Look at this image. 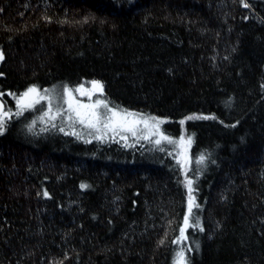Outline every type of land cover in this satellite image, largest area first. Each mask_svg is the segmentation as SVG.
<instances>
[{"label": "trees", "instance_id": "1", "mask_svg": "<svg viewBox=\"0 0 264 264\" xmlns=\"http://www.w3.org/2000/svg\"><path fill=\"white\" fill-rule=\"evenodd\" d=\"M0 51V264H264V0H0ZM89 80L172 139L192 116L186 166L65 134L47 99L16 115Z\"/></svg>", "mask_w": 264, "mask_h": 264}, {"label": "snow or ice", "instance_id": "2", "mask_svg": "<svg viewBox=\"0 0 264 264\" xmlns=\"http://www.w3.org/2000/svg\"><path fill=\"white\" fill-rule=\"evenodd\" d=\"M245 7H247V4H245ZM2 59H3V54L0 53V60ZM91 83L96 90L102 92L103 86L100 81H92ZM44 91H45V95H40L36 87L33 86L29 88L26 92L22 93L19 97H17L18 111L16 115H22L25 109H32L35 104L39 103L41 100L47 99L49 105L48 110L42 113L40 119L47 117L50 121H54L58 116L62 117L65 112L62 103L57 102L54 104V101H63L64 96H67L68 100L64 102L68 104L67 120L71 122L69 124V127H72L75 123L78 122L79 124L83 125L86 128L94 129L96 132L101 133L100 136L96 137L97 139H101L102 136L106 134V131H111L114 135L118 134L121 131L131 132L133 136H136L137 135L136 125L143 123L145 124L146 127H149L148 120L156 121L157 125L161 123V121H158L157 118L155 117H147V118L141 117V119L139 120L129 119L130 117L137 116L140 114L128 112L126 109L119 108V106H110L107 100L97 99L94 103L83 104L80 101H76L73 99L71 95L73 90L70 89L67 85L63 86L62 94L59 93H57L56 95L50 94L52 92H55L54 89L53 90L45 89ZM75 91L81 92L82 95L84 94L90 95V93H85L83 91V85L75 89ZM53 108H55V111H53ZM7 115L8 112L5 110L3 103H0V135H2L6 129L5 117ZM192 118L193 117H188L187 119H192ZM204 118L207 119L208 117H204ZM180 123L183 124L184 121H181ZM34 124L35 121H33L32 124L28 125L29 130L32 129ZM52 126L56 127L55 124H53ZM60 131L63 132L64 128L61 127ZM65 134H70V133H65ZM153 134H159L160 136V139L154 141L156 145H160L161 140L167 141L169 144L177 143V141H174L170 136L164 135L163 133H159L158 129H157V133H153ZM75 135L77 136V138H79L80 136L79 133H75ZM142 138L148 139L147 136H144ZM191 139H192L191 137H188L189 143L191 142ZM181 140H183V137H181ZM159 150L164 151L165 149L163 147H160ZM205 159L206 157L201 155L197 160V163H202ZM192 183L193 181L190 179L187 181V187L190 194L189 206H188V212L184 216L185 227H182L180 229L181 237L184 236L185 230L189 225L190 219L193 220L194 226L199 227V221L194 218V213L192 212V208L194 206L193 198L191 197V192L193 190L191 187ZM81 187L84 188L87 187V185H81ZM45 195H47V193H45ZM195 206L199 207V205H195ZM190 250L191 249H189V251ZM186 259L187 258L184 256L182 251L178 252L176 264H186Z\"/></svg>", "mask_w": 264, "mask_h": 264}, {"label": "rangeland", "instance_id": "3", "mask_svg": "<svg viewBox=\"0 0 264 264\" xmlns=\"http://www.w3.org/2000/svg\"><path fill=\"white\" fill-rule=\"evenodd\" d=\"M0 53H1V51H0ZM92 81H99V80H89V81H86V82H80V83L74 85L73 87H70V89L73 90L72 93H71L73 99L76 100V101H80L83 104L94 103L97 99L106 100L104 98L105 96H104L103 83L100 81L102 86H103V90L101 92V91L96 90L94 88V86L91 83ZM81 85H83V91L85 93H90V95H88V94L82 95L81 92L75 91V89L79 88ZM29 88H31V87H29ZM27 90H25L24 92H26ZM37 91H38V93L40 95H42L39 89H37ZM7 94L10 95L9 93H7ZM0 100L3 103V105H4V102H3L4 101V96H3L2 93H0ZM67 100H68V97L64 96V101H67ZM15 105H16L15 108L17 109V98H16V101H15ZM110 106H113V105L110 104ZM63 108L65 109V112H64L63 116L62 117L58 116L54 121H51V125L59 123L57 120L61 119V123H59V124L64 129L65 128L68 129L67 132H69L71 135H75V133H79L80 134L79 138L82 139L83 141H89L92 138H96L97 136L101 135V133L96 132L94 129L86 128L83 125L79 124L78 122L75 123L72 127H69V124L71 122L67 120L68 104L66 102H64ZM101 110H103V109H101ZM53 111H55V109H53ZM127 111L131 112V113L140 114V115H137V116L130 117L129 119L139 120V119H141V117H145V118H147V117H155V118H157L158 121H161V123H159L157 125L156 121L148 120L149 127H146L145 124H143V123H140V124L136 125V131H137V135L136 136H133L131 132L121 131L118 134L114 135L111 131H106V134L103 135L102 138H101L102 140H105V141L115 140L117 142H120L124 146H129V145H131L133 143H138V142H141V141H149V142H153L154 143L155 140L160 139L159 134H153V133H157V129H158L159 133H163L164 135H167L166 133L163 132V130H164L163 127H164V125L166 123L170 122L169 118L155 116V115H150V114H146V113L139 112V111H131V110H127ZM8 115H9V112H8ZM188 117H192V116H188ZM188 117H185V118H183L181 120V121H184V123L181 124V133L179 134V136L177 138L173 139L174 141H177V143L172 144L174 153L176 155V159L179 162H182V164H185V166H186V164L188 163V161L190 159V157H189V149H190V145H191V142L190 143L188 142V137H190V135L187 134V128H186V124H187V120H188L187 118ZM144 136H147L148 139H143L142 137H144ZM167 136H169V135H167ZM181 137H183V140H181ZM160 144L161 145H163V144L166 145V144H169V143L167 141L161 140ZM183 238L184 237L180 238V243H181ZM181 251H182V249H178V251L176 252L175 258L173 260V264H176L177 253L181 252Z\"/></svg>", "mask_w": 264, "mask_h": 264}, {"label": "water", "instance_id": "4", "mask_svg": "<svg viewBox=\"0 0 264 264\" xmlns=\"http://www.w3.org/2000/svg\"><path fill=\"white\" fill-rule=\"evenodd\" d=\"M0 103H2L1 100H0Z\"/></svg>", "mask_w": 264, "mask_h": 264}]
</instances>
